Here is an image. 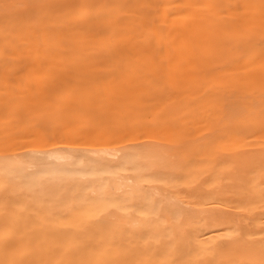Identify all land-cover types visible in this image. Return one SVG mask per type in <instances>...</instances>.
Segmentation results:
<instances>
[{
    "label": "bare ground",
    "instance_id": "bare-ground-1",
    "mask_svg": "<svg viewBox=\"0 0 264 264\" xmlns=\"http://www.w3.org/2000/svg\"><path fill=\"white\" fill-rule=\"evenodd\" d=\"M0 264H264V0H0Z\"/></svg>",
    "mask_w": 264,
    "mask_h": 264
},
{
    "label": "rangeland",
    "instance_id": "rangeland-1",
    "mask_svg": "<svg viewBox=\"0 0 264 264\" xmlns=\"http://www.w3.org/2000/svg\"><path fill=\"white\" fill-rule=\"evenodd\" d=\"M228 17H229V20H231L233 23H235V24L238 25V26H240L241 24H243V23L246 22V21H256V22L260 21L259 19L254 18V17H251V16H246V17L242 16V17H239V16H235V15H233V14H229ZM219 21H220V19H219ZM219 21H218V19H216V22H217V23H218ZM217 23H216V25H217ZM218 34H219L218 29H216V37L218 36ZM241 35H242V33L239 32V36H241ZM216 44H217V39H216ZM237 69H238V67H236L235 65H234V66H231V67L229 68V71H226V72L224 73V75H225V79L221 76L222 80L224 81V82H223L224 85H223V87H222V91H221L222 94H223V93L225 94V89L227 90V81H228V77H229V80L231 79V83H230V85H231V86L235 85L236 79H234V78L232 77V73H233V72H236ZM218 70H219V64H218V62H217V63H216V69H215V71L217 72ZM230 74H231V78H230ZM218 75H219V74H216L215 76L218 77ZM238 80H240V79H238ZM216 90H217V91L219 90L218 86L216 87ZM147 138H148V137H142L141 140H143L144 142H148V141H150V139H147ZM126 142H128V141H126ZM250 148H251L250 145H248V144H246V143H241L240 149H243V150H249Z\"/></svg>",
    "mask_w": 264,
    "mask_h": 264
}]
</instances>
